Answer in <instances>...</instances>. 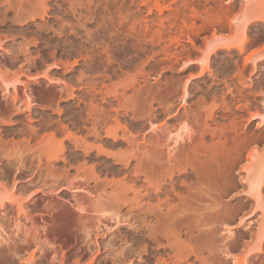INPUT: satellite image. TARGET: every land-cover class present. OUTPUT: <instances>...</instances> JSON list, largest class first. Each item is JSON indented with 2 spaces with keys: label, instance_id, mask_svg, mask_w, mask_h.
Wrapping results in <instances>:
<instances>
[{
  "label": "rangeland",
  "instance_id": "1",
  "mask_svg": "<svg viewBox=\"0 0 264 264\" xmlns=\"http://www.w3.org/2000/svg\"><path fill=\"white\" fill-rule=\"evenodd\" d=\"M19 1L0 0V264H264V190L247 192L264 162V21L247 52L206 55L214 38L242 40L233 18L264 16V0H158L162 13L94 0L124 17L107 53L56 0L37 23L24 15L41 2ZM173 129L186 136L172 151Z\"/></svg>",
  "mask_w": 264,
  "mask_h": 264
},
{
  "label": "bare ground",
  "instance_id": "2",
  "mask_svg": "<svg viewBox=\"0 0 264 264\" xmlns=\"http://www.w3.org/2000/svg\"><path fill=\"white\" fill-rule=\"evenodd\" d=\"M20 1H22V0H20ZM20 1H19V3H20ZM30 1V0H29ZM40 2H41V4H40V6H38V4L36 3V6H32V5H34L35 3H33V4H31V3H29V5H30V8H29V10L27 9V12H26V15H24V16H26L24 19H31L32 21H33V23H34V21L35 20H37V18H40V19H43V18H45L46 16H48V15H50V12H54L55 10L53 9V8H50L49 6H48V3L46 2L47 0H44L43 2H42V0H39ZM59 1L60 0H56L55 1V5H56V3L57 4H59L58 6L56 5V6H54L55 8H57V9H59L60 10V7H62V9L66 12L65 14H69V13H72V15L74 16V17H76V20H77V22H78V28L80 29V30H82V32H84V35L83 36H85L86 38H85V41H89V43H94L95 41H98V44L99 43H101L102 44V46L101 47H103V50L107 53V52H109L108 50L109 49H107L106 50V48H109L110 46H111V44H112V42H114L115 40H114V34H117V32H118V27L120 28L121 27V29H122V23H123V18H121L120 19V21L118 20V19H116L115 18V16L113 15V13H110L108 10H102V11H99V10H97V9H94V10H91V3H93V1L94 0H84V1H86V2H82L81 0V3H77V1H75V0H61L63 3H67V4H65V5H67V6H65V5H63V3H59ZM107 1V0H106ZM131 1V3H133V2H135L136 0H130ZM139 1V0H138ZM141 1V0H140ZM156 0H154V2H155ZM231 0H229V1H226V3H229ZM245 2L247 1H249V0H244ZM23 2V1H22ZM22 2H21V4H22ZM33 2V1H32ZM51 2V1H50ZM118 2V0H114V3H117ZM122 2H123V4L125 5L126 3H127V0H122ZM144 1H142V3H143ZM175 2H181V0L180 1H178V0H176ZM206 2H207V0H206ZM209 2V1H208ZM135 3H137V2H135ZM145 4H147L148 2L146 1V2H144ZM143 3V4H144ZM231 3V2H230ZM180 4V7H181V5L183 4L182 2L181 3H179ZM184 4H186V5H184ZM184 4H183V8H186L185 6H187V1L186 2H184ZM190 4V3H189ZM191 4H193V2L191 3ZM190 4V5H191ZM196 4V3H195ZM198 4H199V2H198ZM18 5V4H17ZM135 5H137V4H135ZM157 5V8H158V11H159V13H162L163 11H164V7L161 5V3H160V1H158L157 0V4H155V6ZM176 5V4H175ZM12 6V5H11ZM24 6H25V4H24ZM32 6V7H31ZM38 6V7H37ZM65 6V7H64ZM178 7H179V5H177ZM201 6V5H200ZM199 6V7H200ZM204 6H205V4H204ZM203 6V7H204ZM19 7V6H18ZM21 7V6H20ZM64 7V8H63ZM67 7V8H66ZM136 7V6H135ZM16 8V7H15ZM156 8V9H157ZM183 8H182V10H183ZM192 8V7H191ZM25 9V8H24ZM127 10H129V8L127 7L126 8ZM138 9H139V6H138ZM177 9V8H176ZM206 9H208V8H206ZM15 10V9H14ZM26 10V9H25ZM24 10V11H25ZM148 10V9H147ZM152 9H150V11H151ZM178 10H180V8H178L177 9V11ZM190 10V9H189ZM195 10V9H194ZM193 10V17L195 16H199L200 14L198 13V12H196V10H197V6H196V10L194 11ZM224 10L225 9H220L219 10V13L217 12V14L219 15L218 17H221V15H222V18H223V16H225V12H224ZM226 10H228V9H226ZM20 11V10H19ZM63 11V12H64ZM137 11H139V10H137ZM181 11V10H180ZM179 11V12H180ZM191 11V10H190ZM204 11V10H203ZM245 11V12H244ZM16 12V11H15ZM61 12V11H60ZM118 12V11H117ZM136 12V11H135ZM183 12H184V10H183ZM201 12V11H200ZM205 12V11H204ZM254 12V11H253ZM253 12H251V11H249V12H247V10H243V13L241 14V16H239V17H237V15H236V18H233L235 21L234 22H236V23H238V25H239V27H237V28H240L241 29V32L245 35V34H248V30H249V28L251 27V25H253L255 22H261V21H264V16L263 15H258L259 13H257V14H255V13H253ZM18 13V12H17ZM20 13V12H19ZM23 13V12H22ZM22 13H20V15L22 14ZM121 13V12H120ZM123 13V12H122ZM129 13H131V11L129 12ZM151 13V12H150ZM185 13V12H184ZM184 13H182V15H184ZM198 13V14H197ZM6 14V13H5ZM126 14H127V11H126ZM179 14V13H178ZM188 14V13H187ZM203 14V13H202ZM217 14H216V16H217ZM55 15V14H54ZM135 14L133 13V15L132 16H134ZM157 15V14H156ZM155 15V16H156ZM204 15H207L208 16V14H204ZM211 15V14H210ZM131 16V17H132ZM141 16V15H140ZM201 16V19H202V16L203 15H200ZM199 16V17H200ZM207 16H206V18H207ZM18 17V16H17ZM57 17V16H56ZM59 17V16H58ZM121 17V16H120ZM158 17V20H160L161 21V24L163 23V21L165 20L164 18H162V17H160V16H157ZM180 17V16H179ZM194 17V18H195ZM218 17H216V18H218ZM22 18V19H23ZM61 18V17H60ZM125 18H127V16L125 17ZM129 18V17H128ZM148 18V17H147ZM181 18V17H180ZM192 18V17H191ZM193 18V19H194ZM211 18V17H210ZM238 18V19H237ZM17 19V18H16ZM144 19V18H143ZM146 19V18H145ZM164 19V20H163ZM177 19V18H176ZM184 19V18H183ZM192 19V20H193ZM205 19V18H204ZM220 19V18H219ZM218 19V20H219ZM20 20V19H19ZM26 20L24 21V22H26ZM64 20V19H63ZM185 20V19H184ZM191 20V23H189L188 25H191L192 24V21ZM213 20V19H212ZM211 19H210V22H212V23H214V21L215 20H213L212 21ZM217 20V19H216ZM221 20V19H220ZM232 20V19H231ZM231 20H229V22L231 21ZM60 21V20H59ZM65 21V20H64ZM128 21V20H127ZM147 21V20H146ZM150 21V20H149ZM159 21V22H160ZM166 22L168 21V20H165ZM205 21H207V20H205ZM204 21V22H205ZM233 21V20H232ZM36 23H37V21H35ZM143 22V21H142ZM152 22V21H151ZM158 22V23H159ZM209 21H207L206 22V26H208V23ZM217 21H215V23H216ZM228 22V23H229ZM62 23H64L62 20H61V25H60V27H61V29H63V27H64V25H62ZM67 23V22H66ZM69 23V22H68ZM157 23V22H156ZM171 23V22H170ZM211 23V24H212ZM262 23V22H261ZM94 25V29H89L88 28V25ZM124 24V23H123ZM130 24H131V22H130ZM133 24H135V23H133ZM143 24H146L145 23V21H144V23ZM160 24V25H161ZM168 24V23H167ZM185 24V23H184ZM230 24V23H229ZM72 25V24H71ZM74 25V24H73ZM121 25V26H120ZM129 25V24H128ZM138 25V24H137ZM153 25V24H152ZM178 25V24H177ZM187 25V26H188ZM213 25V24H212ZM232 25V24H231ZM237 25V24H236ZM259 25V24H258ZM26 26V25H25ZM67 25H65V27H66ZM133 26V25H132ZM162 26V25H161ZM171 26V25H170ZM195 25L193 24V27H194ZM260 26V25H259ZM70 27V26H69ZM75 27V26H74ZM74 27H70V28H74ZM175 27V26H174ZM182 27V26H181ZM189 27H192V26H189ZM198 27V26H197ZM147 28V27H146ZM150 28V27H149ZM165 28V27H164ZM60 29V28H59ZM127 29H128V27H127ZM129 29H130V27H129ZM131 29H133V27L131 28ZM135 29V28H134ZM174 29V28H173ZM180 29V28H179ZM205 29H208V27L206 28L205 27ZM215 29V28H214ZM68 30V29H67ZM72 30L75 32V30H76V28H74V29H71V32H72ZM161 30V29H160ZM162 30H163V28H162ZM176 30V29H175ZM190 30V29H189ZM200 30H202V29H200ZM235 30H236V28H235ZM238 30V29H237ZM185 31V30H184ZM194 31V30H193ZM198 31H199V29H198ZM203 31V30H202ZM215 31V30H214ZM239 31V30H238ZM250 31V30H249ZM81 31H78V33H80ZM128 32V31H127ZM144 32V31H143ZM149 32V31H148ZM162 32V31H161ZM171 32V31H170ZM173 32V31H172ZM180 32V31H179ZM61 33V32H60ZM119 33H121L120 31H119ZM152 33V32H151ZM181 33V32H180ZM197 33V32H196ZM199 33H200V31H199ZM198 33V34H199ZM72 34V33H71ZM73 34H76V33H73ZM124 34V33H123ZM132 32H130V30H129V32L125 35L126 37H125V43H128L127 41H128V38L127 37H132ZM172 34V33H171ZM215 34V33H214ZM218 34V33H217ZM242 34V36H244ZM58 35V34H57ZM118 35V34H117ZM134 35V34H133ZM142 35V34H141ZM192 35V34H191ZM216 35V34H215ZM116 36V35H115ZM147 36V35H146ZM160 36V35H159ZM164 36V35H163ZM169 36V35H168ZM173 36H175V35H173ZM176 36H177V34H176ZM179 36H180V34H179ZM179 36H178V38L176 37L175 38V41L178 43V41H180V38H179ZM187 36V35H186ZM222 36V35H221ZM221 36H219L218 35V37H221ZM249 36V35H248ZM247 35H245L244 37H242L241 39L242 40H240L239 38V40H237V42H230L229 40H225V41H223V39H219L218 37V39H216V38H214V39H212V41H210L209 39V41L210 42H207L208 44L206 45V47H208L209 48V50L207 51V49H206V52H208V54H206V55H208L209 56V54L211 53V52H217V51H219V50H221V49H227V50H230L231 48L233 49V48H237V50H239V52H244V51H246L245 49H246V47H247V43H249V37H248ZM152 37V36H151ZM196 37V36H195ZM213 37V36H212ZM214 37H216V36H214ZM235 36L233 35L232 37H230V39L231 38H234ZM135 38V37H134ZM140 38H142V37H140ZM147 38H148V36H147ZM168 38V37H167ZM174 38V37H173ZM173 38H172V40H173ZM197 38V37H196ZM224 38H226V37H224ZM34 39V38H33ZM102 41H101V40ZM130 39V38H129ZM150 39V38H149ZM155 39V38H154ZM210 39H211V37H210ZM135 40V39H134ZM133 40V41H134ZM158 40V39H157ZM192 40V39H191ZM194 40V39H193ZM213 40H215V41H213ZM217 40V41H216ZM232 40H235V39H231V41ZM91 41V42H90ZM38 41H37V39L35 40V44H37L38 45V43H37ZM131 42V41H130ZM159 42V41H158ZM211 42H213L212 44H211ZM251 42V41H250ZM30 43V42H29ZM124 43V42H123ZM122 43V44H123ZM134 44H132V45H130V47L131 46H133V48H134V50L136 51V53H138V51H140V50H144L145 49V45H144V42L143 41H141V39H139L138 40V42L136 41V42H133ZM146 43V42H145ZM33 44V43H32ZM98 44H97V46H98ZM91 45V44H90ZM100 45V44H99ZM155 45V44H154ZM176 45V44H175ZM172 46H173V44H172ZM162 47H168V46H162ZM97 48V47H96ZM99 48V47H98ZM155 48V47H154ZM124 50V49H123ZM146 50V49H145ZM168 51V50H167ZM254 51V50H253ZM253 51H251L252 53H253ZM261 51V50H260ZM86 52V51H85ZM166 52V51H165ZM173 52V51H172ZM175 52V51H174ZM247 52V51H246ZM259 53V51L257 50L256 51V53ZM164 53V52H163ZM167 53V52H166ZM180 53V52H179ZM217 53H219V52H217ZM256 53L254 52V55L253 54H251V56L252 57H250V53L246 56L247 58H256L257 56H261L262 54H260V55H257L256 56ZM173 54V53H172ZM106 55V54H105ZM110 55V54H109ZM113 55V54H112ZM134 55H135V52H134ZM185 55V54H184ZM188 55V54H187ZM186 55V56H187ZM170 56V55H169ZM177 56V55H176ZM207 56V57H208ZM254 56H256V57H254ZM263 56V55H262ZM130 57V56H129ZM135 57H136V55H135ZM184 57V56H183ZM207 57H205L207 60H208V58ZM245 57V58H246ZM153 58V57H152ZM182 58V57H181ZM246 58V59H247ZM193 59V58H192ZM246 59H245V65H246ZM257 59H258V57H257ZM111 60V59H110ZM152 60H154V59H152ZM175 60V59H174ZM176 60H178V57L176 58ZM199 61H200V59H198ZM202 60H204V59H202ZM201 60V61H202ZM248 60V59H247ZM109 61V60H108ZM128 61V60H127ZM196 60H188L186 63L188 64H193V62H195ZM249 61H250V59H249ZM130 62V61H129ZM173 62V61H172ZM248 62V61H247ZM253 62V61H252ZM179 63V62H178ZM200 63H202V62H200ZM203 65V64H202ZM145 66V65H144ZM208 66V65H207ZM202 67H204V65L202 66ZM119 69H121V68H119ZM241 71V70H240ZM241 74V73H240ZM110 76V75H109ZM97 77V76H96ZM241 77V76H240ZM101 78V77H100ZM222 80V79H221ZM241 80H243V79H241ZM224 82V81H223ZM96 83H98V82H96ZM217 83V82H216ZM244 83H245V81H244ZM5 85H6V90L8 89V88H10V87H12V85H11V83L10 82H5ZM226 86V85H225ZM227 88V87H226ZM237 90V89H236ZM110 93V92H109ZM245 93V92H244ZM261 93V92H260ZM232 94V93H231ZM85 95V94H84ZM186 95V94H185ZM233 95V94H232ZM243 95V94H242ZM243 98V97H242ZM241 98V99H242ZM246 100V99H245ZM224 102V101H223ZM222 102V103H223ZM247 102V101H246ZM230 103V102H229ZM249 103V102H248ZM232 104V103H231ZM251 104V103H250ZM222 105V104H221ZM246 105H248V104H246ZM245 105V106H246ZM236 106V105H235ZM240 106V105H239ZM243 106V105H242ZM249 106V105H248ZM251 106V105H250ZM247 107V106H246ZM251 107H253V106H251ZM173 108V107H172ZM230 108V107H229ZM233 108V107H232ZM242 108V107H241ZM167 109V108H166ZM225 109H226V107H225ZM248 109V108H247ZM246 110V109H245ZM249 110V109H248ZM256 110V109H255ZM164 111V110H163ZM169 111H171V110H169ZM178 111V110H177ZM225 111V110H224ZM223 111V112H224ZM231 111V110H230ZM260 111V110H259ZM150 112H151V110H150ZM228 112V111H227ZM249 112V111H248ZM251 112V111H250ZM132 113V112H131ZM233 113V112H232ZM174 115H178V114H176V113H173ZM128 115V114H127ZM135 116V115H134ZM218 116V115H217ZM254 116V115H253ZM257 116H260V114L258 113V115ZM261 116H263L264 117V114L263 115H261ZM149 117H150V115H149ZM256 117V116H255ZM212 118V117H211ZM230 120V119H229ZM167 122V121H166ZM235 122V121H234ZM218 123V122H217ZM236 123V122H235ZM165 124H168V122L167 123H165ZM164 124V125H165ZM229 124V123H228ZM237 124V123H236ZM217 125V124H216ZM220 125V124H219ZM221 126H222V124H221ZM230 126V125H229ZM168 127H169V125H168ZM224 127V126H223ZM233 127V126H232ZM152 128V127H151ZM155 128V127H154ZM157 128V127H156ZM172 128H173V126H172ZM186 130L188 129L187 127H184ZM220 128V127H219ZM225 128V127H224ZM185 129H183V130H185ZM154 130V129H153ZM156 130V129H155ZM170 130H171V128H170ZM174 130V129H173ZM191 129H189V131H190ZM216 130V129H215ZM188 131V130H187ZM184 132V131H183ZM186 132V131H185ZM125 133V132H124ZM169 133V136H170V140L173 142L170 146L172 147V148H170V149H172V151H173V149L177 146V145H181L180 143H181V140H184L185 141V137L184 136H186V135H183L182 133H181V130L179 131H176L175 132V130L174 131H169L168 132ZM217 133V132H216ZM224 133V132H223ZM188 134V133H187ZM190 135H187L188 136V138H191L192 137V135H193V131H192V135H191V131H190V133H189ZM212 134L215 136V133L214 132H212ZM222 134V133H221ZM226 134V133H225ZM224 134V135H225ZM125 135V134H124ZM123 135V136H124ZM220 135V134H219ZM258 135V134H257ZM114 137V136H113ZM251 137V136H250ZM259 138V137H258ZM261 138H262V136H261ZM188 140V139H187ZM259 140V139H258ZM261 141V140H260ZM244 144H246L245 142H244ZM247 145V144H246ZM179 147V146H178ZM242 147V146H241ZM258 148V147H257ZM171 152V151H170ZM251 156H252V154H251ZM253 157H255V155H253ZM258 157V156H257ZM255 162V161H254ZM259 162L260 163H257V164H254V163H252V164H250V166L248 167V171L250 172V176L249 175H247V188H248V190H247V192H249V194L250 195H252V196H255L256 197V199L258 200L259 198H261L260 196L262 195V193H263V190H264V162L263 163H261V161L259 160ZM254 164V165H253ZM248 172V173H249ZM248 176H249V178H248ZM73 190L74 191H81V190H85V189H80V188H73ZM177 195H180L179 193H177ZM260 200V199H259ZM258 203H259V201H258ZM259 206H262V205H259ZM247 216H249V215H247ZM117 219V218H116ZM115 223H117L118 222V219H117V222L116 221H114ZM118 223H120V222H118ZM117 223V224H118ZM252 223V220L251 221H248V223H246L247 225H250ZM105 227H106V225H105ZM2 228V227H1ZM0 228V238L2 239V240H6V235L3 233L4 232V229H1ZM110 228V227H109ZM264 228V227H263ZM262 228V229H263ZM225 231H226V233H228V234H230V235H232L233 233H234V231H233V228H230L229 226L227 227V228H225ZM264 231V230H263ZM6 234H7V232H6ZM229 235V236H230ZM259 248L261 249V247L259 246ZM228 257H230V254L231 253H228V251H226V253H225ZM243 257H245L246 258V256H243ZM242 257V258H243ZM238 261V263L240 262V261H243L242 259H240V261L239 260H237ZM239 264H241V263H239ZM242 264H244V262H242Z\"/></svg>",
  "mask_w": 264,
  "mask_h": 264
}]
</instances>
